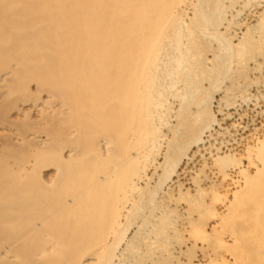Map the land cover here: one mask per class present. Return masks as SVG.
<instances>
[{
	"label": "bare ground",
	"instance_id": "bare-ground-1",
	"mask_svg": "<svg viewBox=\"0 0 264 264\" xmlns=\"http://www.w3.org/2000/svg\"><path fill=\"white\" fill-rule=\"evenodd\" d=\"M179 1L0 0V264L131 261L115 254L119 233L111 243L103 229L136 206L141 162L162 138L174 147L163 130L171 99L176 117L199 107L183 68L193 40L182 38ZM198 1L188 0L190 23L216 36L220 64L234 45L207 24L232 0H209L211 19ZM259 153L234 195L236 206L248 202L228 235L241 264H264V145Z\"/></svg>",
	"mask_w": 264,
	"mask_h": 264
},
{
	"label": "rangeland",
	"instance_id": "rangeland-1",
	"mask_svg": "<svg viewBox=\"0 0 264 264\" xmlns=\"http://www.w3.org/2000/svg\"><path fill=\"white\" fill-rule=\"evenodd\" d=\"M210 1H198L208 19L215 14L207 11ZM220 4L229 7L230 0ZM178 5L182 38L193 40L183 48V68L199 107L189 115L179 110L176 117L178 101L171 99L172 112L163 130L168 137L176 135L174 147L168 150L162 138L161 146L141 162L136 206H128L129 212L115 219L111 216L103 232L111 243L119 233L115 254L123 252L131 259L123 264H241L236 257L241 252L228 235L242 226L248 203L244 195L243 204L234 203L235 193L244 191L241 169L256 173L264 145V37L258 30L264 25V0H232L216 21H208V27L234 45L226 61L214 65L215 52H221L216 36L203 35L190 23L195 8L188 0ZM183 117L185 123L179 125ZM203 129L201 139L187 150ZM257 184L264 185V177Z\"/></svg>",
	"mask_w": 264,
	"mask_h": 264
}]
</instances>
